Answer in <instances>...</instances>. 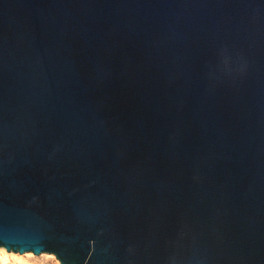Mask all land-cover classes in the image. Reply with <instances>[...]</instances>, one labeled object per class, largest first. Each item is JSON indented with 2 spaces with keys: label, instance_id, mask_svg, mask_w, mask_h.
Here are the masks:
<instances>
[{
  "label": "water",
  "instance_id": "obj_1",
  "mask_svg": "<svg viewBox=\"0 0 264 264\" xmlns=\"http://www.w3.org/2000/svg\"><path fill=\"white\" fill-rule=\"evenodd\" d=\"M1 247L264 264V0H0Z\"/></svg>",
  "mask_w": 264,
  "mask_h": 264
},
{
  "label": "bare ground",
  "instance_id": "obj_2",
  "mask_svg": "<svg viewBox=\"0 0 264 264\" xmlns=\"http://www.w3.org/2000/svg\"><path fill=\"white\" fill-rule=\"evenodd\" d=\"M55 257L53 254L44 253L42 256ZM36 257L32 252H25L24 254H16L14 252H9L4 248H0V264H36L31 261V257ZM57 260V259H56ZM58 262V260H57Z\"/></svg>",
  "mask_w": 264,
  "mask_h": 264
},
{
  "label": "rangeland",
  "instance_id": "obj_3",
  "mask_svg": "<svg viewBox=\"0 0 264 264\" xmlns=\"http://www.w3.org/2000/svg\"><path fill=\"white\" fill-rule=\"evenodd\" d=\"M30 260L34 261L36 264H58L55 257H50V256H45V255L42 256V254L36 255V257L35 256L31 257Z\"/></svg>",
  "mask_w": 264,
  "mask_h": 264
},
{
  "label": "built area",
  "instance_id": "obj_4",
  "mask_svg": "<svg viewBox=\"0 0 264 264\" xmlns=\"http://www.w3.org/2000/svg\"><path fill=\"white\" fill-rule=\"evenodd\" d=\"M58 264H59V262H58Z\"/></svg>",
  "mask_w": 264,
  "mask_h": 264
}]
</instances>
